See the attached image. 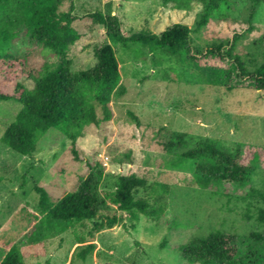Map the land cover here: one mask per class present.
Segmentation results:
<instances>
[{"label":"rangeland","instance_id":"1","mask_svg":"<svg viewBox=\"0 0 264 264\" xmlns=\"http://www.w3.org/2000/svg\"><path fill=\"white\" fill-rule=\"evenodd\" d=\"M233 1L230 19H212L196 32L199 3L183 11L165 6L163 0H73L80 18L74 26L81 38L70 46L72 69L92 68L97 61L94 48L110 44L119 61L124 93L113 97L110 121L88 125L79 133V160L71 139L57 129L47 133L31 156L5 145L2 136L22 106L14 99H0V260L17 246L26 250L25 264H199L187 262L179 247L215 231L236 236L244 253L255 249L264 254V224L258 220V211L264 208V90L256 89L251 78L264 63V0L251 23L252 0ZM69 7L66 3L62 9ZM93 13L117 16L125 37L161 35L175 23L186 24L193 29L191 46L197 61L183 62L168 50H151L136 42L113 41L108 28L90 17ZM235 33L241 34L235 52L251 76L236 69L230 78L220 79L218 70H230L232 59L206 55V50L231 40ZM11 54L18 59L0 62V92L13 97L19 94L20 82L34 87L29 70L38 72L60 59L24 29ZM162 130L186 134L190 147L210 139L229 152L240 148L242 163L258 165L252 175L257 192L246 196L247 191L238 190L227 197L203 188L190 163L172 165L180 152L164 149ZM97 164L105 169L100 192L114 190L118 175L133 174L146 180L135 197L148 199L153 210L163 205L164 211L155 217L142 215L138 221L128 218L93 237L88 233L90 221L76 227L41 225L35 187H45L56 202L76 191L90 166ZM111 213L125 214L115 207ZM89 243H96V249L82 260L78 254ZM38 245L45 252L30 255L34 250L27 247Z\"/></svg>","mask_w":264,"mask_h":264},{"label":"trees","instance_id":"2","mask_svg":"<svg viewBox=\"0 0 264 264\" xmlns=\"http://www.w3.org/2000/svg\"><path fill=\"white\" fill-rule=\"evenodd\" d=\"M260 2L261 0H252L250 23ZM66 3L70 7L63 10ZM195 3L202 5L194 28L196 32L202 30L212 19L227 21L234 9L233 0H163L165 6L170 5L183 11L192 10ZM74 10L73 0H0V62L18 59L11 54V49L21 29L25 30L30 39L51 49L60 58L52 67L45 65L38 72L29 70L28 79L35 82L34 87L28 88L20 82L17 96L0 92L1 100L14 99L22 106L2 136V142L21 155L31 156L47 133L51 129H57L71 139L73 154L79 160V133L88 125L110 121L113 115L112 99L115 95L124 93L119 61L110 44L94 48L97 61L92 68L81 71L72 69L70 46L81 38L74 26L80 19ZM90 17L108 28V36L113 41L122 44L136 42L151 50H168L183 62L197 61L192 54L193 29L186 24L175 23L161 35L140 33L125 37L117 16L93 13ZM240 37L241 34L235 33L231 40L216 42L206 50V55L222 59L228 56L232 59L233 67L230 70H218L220 79L230 78L232 70L236 69L251 76L235 52ZM251 78L256 89L264 90V63L255 70ZM129 113L140 124L138 117L133 112ZM163 137L160 143L167 152H180L178 158L172 160V165L182 167L190 163L196 181L203 188L227 197H232L238 190L247 191L246 196L257 192L252 188V175L258 165L242 163L240 148L229 152L218 141L210 139L190 147L186 134L180 132L166 131ZM254 160H258V155H255ZM90 168L79 188L56 202L51 201V195L45 187H35L39 197V212L43 215L41 225L58 223L76 227L90 221L92 226L88 233L93 237L95 233L123 225L128 218L138 221L142 215L155 217L156 213L164 211L163 205L158 211L153 210L148 199L135 197L136 189L146 186L144 178L120 174L116 177L114 190L100 192L105 169L101 164L91 165ZM112 207L125 214L111 213ZM258 220L264 224V208L259 209ZM252 235L263 238L260 234ZM40 246L42 245L27 247L35 251L30 255L43 254L45 251ZM95 249L96 243H89L79 252V258L86 260ZM179 252L189 263L264 264V254L255 249L244 253L236 236L223 231L194 238L180 246ZM26 257L25 249L12 246L1 258L0 264H25Z\"/></svg>","mask_w":264,"mask_h":264}]
</instances>
